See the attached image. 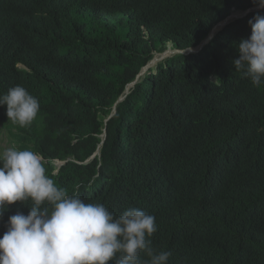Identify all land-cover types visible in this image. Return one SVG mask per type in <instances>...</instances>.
Here are the masks:
<instances>
[{
  "label": "trees",
  "instance_id": "trees-1",
  "mask_svg": "<svg viewBox=\"0 0 264 264\" xmlns=\"http://www.w3.org/2000/svg\"><path fill=\"white\" fill-rule=\"evenodd\" d=\"M257 6L0 0V95L19 84L40 103L24 128L0 106V129L40 154L69 195L117 215L130 207L154 215L152 245L171 252L168 264H264V84L252 85L233 63L264 8L226 25L197 53L165 59L125 96L153 52L168 43L194 48L232 10ZM54 160L67 162L51 175ZM17 212L27 215L28 205L8 206L0 237Z\"/></svg>",
  "mask_w": 264,
  "mask_h": 264
},
{
  "label": "clouds",
  "instance_id": "clouds-1",
  "mask_svg": "<svg viewBox=\"0 0 264 264\" xmlns=\"http://www.w3.org/2000/svg\"><path fill=\"white\" fill-rule=\"evenodd\" d=\"M261 8L264 0H258L257 7L231 13L236 11L243 18ZM249 25L251 35L238 44L239 58L233 63L236 71L258 87L264 84V15H256ZM215 26L194 48L176 50L168 43L162 52H153L135 80L126 85L125 96L148 70L165 59L200 51L220 31ZM1 50L2 46L0 56L4 58ZM168 50L171 53L164 54ZM155 55L161 57L154 66L151 61ZM17 67L26 69L22 64ZM125 96L116 101L104 121L114 116L116 104ZM0 106H6L8 121L21 128L30 127L40 111L38 99L19 84L0 95ZM10 133L16 138L15 131ZM101 138L104 140L105 130ZM16 143L0 149V219L8 206L18 201L27 204L29 212L9 216L2 226L0 264H168L171 252L157 251L152 245L151 237L158 230L154 215L132 207L117 215L105 204L86 202L78 193L69 195L46 174L40 154L31 148H19L17 138ZM67 160H54L56 169L50 174L56 175Z\"/></svg>",
  "mask_w": 264,
  "mask_h": 264
},
{
  "label": "rangeland",
  "instance_id": "rangeland-1",
  "mask_svg": "<svg viewBox=\"0 0 264 264\" xmlns=\"http://www.w3.org/2000/svg\"><path fill=\"white\" fill-rule=\"evenodd\" d=\"M242 16H240V14L236 11H233L231 13V15L223 22V24L218 28V30H221L225 25H228L229 23L235 21L238 18H241ZM216 30V31H218ZM215 31V32H216ZM169 47V45H167V48ZM156 56V55H155ZM154 56V57H155ZM160 62V61H159ZM158 63V62H157ZM156 63V64H157ZM155 66V65H154ZM153 68V66L151 67ZM15 145L17 146L16 143V138L14 136L11 135L10 131L7 130H2V133H0V147H9Z\"/></svg>",
  "mask_w": 264,
  "mask_h": 264
},
{
  "label": "bare ground",
  "instance_id": "bare-ground-1",
  "mask_svg": "<svg viewBox=\"0 0 264 264\" xmlns=\"http://www.w3.org/2000/svg\"><path fill=\"white\" fill-rule=\"evenodd\" d=\"M237 13V12H236ZM3 45V41H0V47ZM171 50L166 51L164 54H170ZM161 56H156L152 61L151 64L154 65L155 63H157L160 60ZM30 77V76H29ZM3 125V124H2ZM3 128H7L6 126ZM0 133H2V129H0Z\"/></svg>",
  "mask_w": 264,
  "mask_h": 264
},
{
  "label": "water",
  "instance_id": "water-1",
  "mask_svg": "<svg viewBox=\"0 0 264 264\" xmlns=\"http://www.w3.org/2000/svg\"><path fill=\"white\" fill-rule=\"evenodd\" d=\"M222 24L221 23H219V24H217L216 26H215V28H219L220 26H221ZM211 35V34H210ZM204 44V43H203ZM203 44L201 45V46H203ZM200 46V47H201Z\"/></svg>",
  "mask_w": 264,
  "mask_h": 264
}]
</instances>
